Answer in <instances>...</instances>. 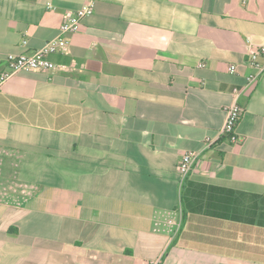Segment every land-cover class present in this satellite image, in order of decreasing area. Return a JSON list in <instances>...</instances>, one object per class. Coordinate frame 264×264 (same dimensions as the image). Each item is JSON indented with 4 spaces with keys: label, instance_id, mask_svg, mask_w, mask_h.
Segmentation results:
<instances>
[{
    "label": "crops",
    "instance_id": "1",
    "mask_svg": "<svg viewBox=\"0 0 264 264\" xmlns=\"http://www.w3.org/2000/svg\"><path fill=\"white\" fill-rule=\"evenodd\" d=\"M88 1L0 0V71ZM94 3L66 69L0 85V264H264V75L220 138L264 0Z\"/></svg>",
    "mask_w": 264,
    "mask_h": 264
},
{
    "label": "built area",
    "instance_id": "2",
    "mask_svg": "<svg viewBox=\"0 0 264 264\" xmlns=\"http://www.w3.org/2000/svg\"><path fill=\"white\" fill-rule=\"evenodd\" d=\"M95 10L94 0H90L77 10H68L63 16V21L59 28V33L56 37L47 41L40 49L35 52L13 54L7 56L6 68L0 71V85L6 82L9 78L21 71H45L53 72L58 69H66L64 65H57L50 56L52 54L67 51L68 36L78 32L81 28L82 21L92 15ZM25 43H27L25 41ZM248 64L252 68L247 75L246 82L241 87L233 89V101L227 106V116L224 126L220 132V138H226L232 144H238L242 138L238 136L236 128L242 115L241 98L244 93L254 86L258 80L264 75V45H261L251 51L248 57ZM203 66V64H200ZM238 66L230 65V71L236 72ZM215 139L207 138V147L214 144ZM197 152H186L177 167L181 181H184L192 171L195 162L199 158ZM148 264H161V259H154Z\"/></svg>",
    "mask_w": 264,
    "mask_h": 264
},
{
    "label": "rangeland",
    "instance_id": "3",
    "mask_svg": "<svg viewBox=\"0 0 264 264\" xmlns=\"http://www.w3.org/2000/svg\"><path fill=\"white\" fill-rule=\"evenodd\" d=\"M52 180H54V181H57V182H58L60 179H52Z\"/></svg>",
    "mask_w": 264,
    "mask_h": 264
}]
</instances>
